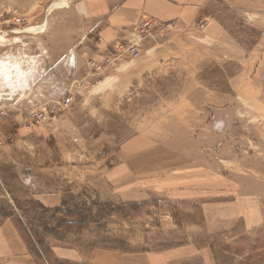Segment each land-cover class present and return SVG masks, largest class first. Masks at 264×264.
<instances>
[{"label":"rangeland","instance_id":"rangeland-1","mask_svg":"<svg viewBox=\"0 0 264 264\" xmlns=\"http://www.w3.org/2000/svg\"><path fill=\"white\" fill-rule=\"evenodd\" d=\"M59 4L0 0V59H31L61 48L38 45L43 32L28 29ZM208 5V16L225 26L241 53L231 43L206 41L203 24L144 23L129 46L119 47L125 62L97 96H88L85 84L41 98V78L39 92L16 90V85L0 89V118L17 113L29 129L47 127L40 166L53 151L63 155L61 167L53 170L65 191L61 207L31 209L24 197L26 213L17 218L40 264L52 263V247L154 252L190 244L209 248L216 264H264V0H209ZM131 45L139 57L125 51ZM95 63L87 62L89 75L103 73L111 62ZM66 99L68 107L54 108ZM71 110L74 116L78 112L74 124L59 119ZM40 111L44 118L29 119ZM133 139L138 158L150 154L157 161L154 176L161 182L167 173L172 178L199 171V200L127 205L97 193L89 178L114 165L119 147ZM20 193L26 196L27 190ZM10 200L1 213L10 208L16 214ZM203 210L213 215L209 223Z\"/></svg>","mask_w":264,"mask_h":264},{"label":"crops","instance_id":"crops-1","mask_svg":"<svg viewBox=\"0 0 264 264\" xmlns=\"http://www.w3.org/2000/svg\"><path fill=\"white\" fill-rule=\"evenodd\" d=\"M57 1L59 6L52 7L39 26L28 29L43 32L42 37L36 39L38 45L61 48L52 53L32 55L31 59L27 55L26 59L2 56L0 69L5 70L0 73V89L5 86L10 90L16 85V90L39 92L38 81L41 78L45 82V89L39 92L41 98L50 99L66 91L72 93L85 87V84L91 89L88 96H97L100 92L97 89L114 78L113 74L120 71L125 62L117 54L119 47L129 46L144 23L177 26L203 24L201 32L206 41L231 43L235 51L241 53L239 45L232 44L233 38L225 26L217 18L208 16L209 0ZM47 34H50V38H47ZM89 60H107L111 63L103 73L89 75L86 68ZM102 75V80H95V76ZM128 76L132 77L131 74ZM77 113L74 116L73 111L67 112L59 119L74 124ZM46 128H27L25 118L17 113L7 116V119L0 118V207L7 208L10 205L7 201L14 198L17 209L16 214L10 212V208L6 209V213L0 212V264H40L34 247L26 242L18 224V216L21 212L26 213L23 209L24 197L28 200L27 207L31 209L41 207L55 210L63 203L65 191L58 186L62 181L57 172L53 174V170L61 167L62 151L51 152L49 158L53 161L48 158V163L40 166V148L44 147L47 138ZM57 131L55 127L54 132ZM54 148H57L55 144ZM138 153L136 139L122 145L115 153V164L89 178V184L95 185L101 196L106 194L109 199L127 205L153 200L168 204L199 200V171H180L172 178L167 173L161 182V178L154 176L159 168L157 161L154 162L150 154L138 158ZM189 174L191 181L187 180ZM24 189L27 190L26 196L20 193ZM203 216L206 223L213 219V215L207 214L206 210H203ZM51 250L53 261L50 264H216L209 248L200 249L191 244L154 252H125L118 248L101 247L86 251L69 246L52 247Z\"/></svg>","mask_w":264,"mask_h":264},{"label":"built area","instance_id":"built-area-1","mask_svg":"<svg viewBox=\"0 0 264 264\" xmlns=\"http://www.w3.org/2000/svg\"><path fill=\"white\" fill-rule=\"evenodd\" d=\"M21 20H24V19H21ZM20 19H17V22H20L21 21ZM118 50H120V49H118ZM126 52H128V54L130 55V56H132L133 58H137V57H139V52H138V50L136 49V47H135V45H131L130 47H128V49L127 50H125ZM88 66L89 67H95L96 66V63L95 62H93L92 60H89L88 61ZM97 69H98V67H97ZM56 104V106L54 107L55 109H57L58 107H68L69 106V103L67 102V99L65 100V103H64V105H61L60 103H58V102H56L55 103ZM41 114H43V118L45 117V115H46V112H43V111H40V112H38L37 114H29L30 116H31V118L29 117V119L30 120H32L33 119V117H40L41 116ZM37 121V120H36Z\"/></svg>","mask_w":264,"mask_h":264}]
</instances>
